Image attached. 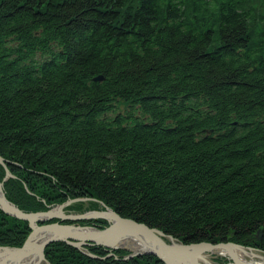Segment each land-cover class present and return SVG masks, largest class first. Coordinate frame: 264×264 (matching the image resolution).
<instances>
[{
  "label": "trees",
  "instance_id": "obj_1",
  "mask_svg": "<svg viewBox=\"0 0 264 264\" xmlns=\"http://www.w3.org/2000/svg\"><path fill=\"white\" fill-rule=\"evenodd\" d=\"M0 156L24 212L81 198L67 210L264 252V0H0ZM29 233L0 210V246ZM86 250L44 254L163 264Z\"/></svg>",
  "mask_w": 264,
  "mask_h": 264
},
{
  "label": "water",
  "instance_id": "obj_2",
  "mask_svg": "<svg viewBox=\"0 0 264 264\" xmlns=\"http://www.w3.org/2000/svg\"><path fill=\"white\" fill-rule=\"evenodd\" d=\"M102 79V76H97L93 80L101 81ZM5 162V159L0 156V165L6 167ZM9 178H14V176L6 170L3 181ZM3 181L0 182V210L9 217L27 222L30 233L20 247L0 246V264H49L44 250L54 242H64L92 258L97 257L90 254L86 248L94 245L109 251L107 257L112 255L113 250L125 249L129 251V255L123 260L152 255L163 264H206L205 257L208 258L210 253H216V250H221L228 256L230 260L228 264H247L239 259L237 249L256 251L264 255L261 250L232 242L183 244L156 228L122 218L102 202H99L103 208L100 211H88L82 214L64 211V208L73 201H86L87 199L67 201L47 211L24 212L7 200ZM94 219L105 220L109 225L103 229H97L64 223ZM52 220L57 221L51 222ZM135 243L140 244L141 248L135 249L133 247Z\"/></svg>",
  "mask_w": 264,
  "mask_h": 264
},
{
  "label": "bare ground",
  "instance_id": "obj_3",
  "mask_svg": "<svg viewBox=\"0 0 264 264\" xmlns=\"http://www.w3.org/2000/svg\"><path fill=\"white\" fill-rule=\"evenodd\" d=\"M135 245V246H134ZM133 247L140 249L141 246L138 243H135ZM218 254L225 255L223 251L216 250L215 251ZM239 259L247 264H258V263H264V255L262 253L256 252V251H247V250H238L236 251ZM206 264H212L211 261L205 257ZM43 264V263H39Z\"/></svg>",
  "mask_w": 264,
  "mask_h": 264
},
{
  "label": "rangeland",
  "instance_id": "obj_4",
  "mask_svg": "<svg viewBox=\"0 0 264 264\" xmlns=\"http://www.w3.org/2000/svg\"><path fill=\"white\" fill-rule=\"evenodd\" d=\"M6 163V162H5ZM2 166V165H1ZM5 168V170H7V166L6 167H4ZM8 171V170H7ZM12 175V174H11ZM79 199H81V198H79ZM79 199H75V200H79ZM69 201H71V200H69ZM67 202V201H66ZM66 202H64V203H66ZM74 202H77V201H73L72 203H70L68 206H71ZM61 205V204H60ZM58 206V205H57ZM68 206H66L65 208H64V211L66 212V213H74V212H72V211H69V210H67V207ZM54 207H56V206H54ZM53 208V207H52ZM51 209V208H50ZM92 211H100V210H92ZM88 212V211H87ZM75 214H78V213H75ZM51 222H54L53 220L51 221ZM65 223V222H64ZM66 224V223H65ZM68 224H74V225H79V226H89V227H94V228H96L95 226H92V225H81V224H78V222H72V223H68ZM109 224V223H108ZM97 229H99V228H97ZM125 250V249H124ZM128 251V250H127ZM89 252V251H88ZM129 252V251H128ZM90 253V252H89ZM91 254V253H90ZM93 255V254H92ZM94 256H96V255H94ZM143 256V255H142ZM97 258H98V256H96ZM208 258L212 261L213 260V262L212 263H216V264H228V263H230V261L227 259L228 258V256L227 255H222V254H218V253H210V255L208 256ZM224 261H223V260ZM43 264H45V263H43ZM50 264V263H49Z\"/></svg>",
  "mask_w": 264,
  "mask_h": 264
}]
</instances>
